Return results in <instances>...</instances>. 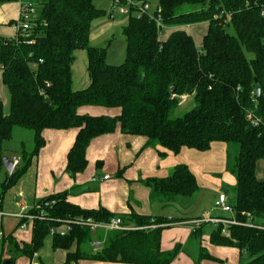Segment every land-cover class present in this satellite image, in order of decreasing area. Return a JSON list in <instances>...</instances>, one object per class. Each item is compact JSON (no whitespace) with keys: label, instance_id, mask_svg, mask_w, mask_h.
<instances>
[{"label":"trees","instance_id":"trees-1","mask_svg":"<svg viewBox=\"0 0 264 264\" xmlns=\"http://www.w3.org/2000/svg\"><path fill=\"white\" fill-rule=\"evenodd\" d=\"M33 1L37 4L34 26L14 37L0 35L1 83L8 86L11 98L9 114L0 102V170L4 143L11 140L14 129L32 131L35 143L30 156L23 154L25 164L21 166L20 160L9 173L4 193L24 176L30 158L39 155L47 130H78L67 157V171L73 175L87 168L90 143L115 133L118 127L124 134L145 137L148 147L161 146L175 154L183 148L205 152L215 142L235 144L238 154L227 155V170L236 179L233 219L243 225L214 224L210 243L238 249L243 254L241 264H264V180L256 174L258 162L264 159V0H159L156 11L143 15H138V7L153 0H130L136 6L130 7L124 26L127 57L119 66L107 63L104 48L90 45L93 22L103 15L93 0ZM117 1L126 4L128 0ZM185 6L198 9L183 12ZM156 17L166 29L208 24L201 47L185 30L162 40L165 31L160 32ZM78 50L87 51L91 81L81 91L73 89L72 66ZM246 52L254 58L249 60ZM183 96H194L195 107L182 117H173ZM85 106L120 109L121 113L80 115L79 109ZM147 185L151 198L165 203L192 197L199 190L196 176L184 164L167 178L148 179ZM38 204L43 205L47 219L32 224V255L50 235L54 250L75 247L66 264L76 260L172 264L181 252L180 245L163 251L161 242L163 232L183 219L131 213L121 218L134 230L101 229L94 234L88 227L73 225L60 236L51 230L67 221L83 217L108 223L115 215L104 208L84 210L69 203L66 193ZM31 211L37 212L35 207ZM207 224L194 223L193 235L202 238ZM225 228L230 236L223 234ZM95 240L102 242L97 250L92 246ZM205 261L222 263L202 249L196 264Z\"/></svg>","mask_w":264,"mask_h":264},{"label":"crops","instance_id":"crops-1","mask_svg":"<svg viewBox=\"0 0 264 264\" xmlns=\"http://www.w3.org/2000/svg\"><path fill=\"white\" fill-rule=\"evenodd\" d=\"M19 16L20 5L17 1L7 2L0 0L1 36L14 37L17 34L15 24ZM96 22L95 26L93 25L92 27L90 35V45L92 47H99L98 43L103 37L108 36L113 25L107 23L105 20ZM124 23H126V20ZM176 30H185L193 37L197 47H201L203 38L208 31V24L168 28L161 39L166 40ZM107 39L108 37L105 40ZM122 45L124 44L120 43L121 47ZM120 46L116 45L115 52L120 49ZM72 74L73 89L75 91H81L90 86L87 51L78 50L75 52ZM182 100H188V96H184ZM78 112L80 115L94 117H114L118 116L121 110L85 106L80 108ZM77 133L78 130L75 129L47 130L44 133L46 144L37 157H29L31 159L29 167L24 176L16 184V186L20 184L17 194H14L9 204L0 203V207L4 211L6 209L14 212L19 211V208L21 210V203L26 207L28 205L30 208H27L32 210L39 200L52 195L66 193L69 203L79 206L84 210L104 208L119 217L135 213L141 216L183 219L179 224L165 230L162 236L161 249L163 251H170L176 245L181 246V252L172 264H196L200 258L202 249H205L211 256L221 260V264L242 263L243 254L238 249L212 245L210 243L211 231L206 232V228L203 229L204 234L202 238L193 235L195 226L191 222L197 219L195 215H206L212 203L209 204L207 202L205 205L202 201L200 209H202L203 213L199 209L198 213L202 214H197L193 206L190 208L185 207V200L195 198L196 195L200 198L201 193L197 192L192 197H178L171 203L151 198V188L147 185V180L167 178L176 166L181 164L187 165L185 160L188 159L189 155H193L195 150L191 151L190 149L183 148L180 151L182 154L180 158L161 146L148 147L145 137L124 134L121 132L120 127H118L115 133L98 137L90 143L86 155L88 161L87 168L83 172L73 175L67 171V157L75 143ZM30 153H27L28 156H30ZM32 172L34 175L32 185H26L25 182L20 183L26 174ZM256 174L259 180H264V159L258 162ZM107 177L108 179H106ZM222 193L224 192L220 190L219 196ZM22 198L25 201L19 200ZM32 198L34 199L33 206L28 203ZM216 201L217 198L214 202ZM174 204L182 205L180 207V218H175V214L165 210V207ZM7 205L8 207H6ZM228 216L227 218L220 216L211 217L210 221L214 219L231 220L234 218L233 213H230ZM30 226L28 229L23 230L19 227L17 219L12 217L5 218L4 228L7 240L4 245V261L2 264H66L68 253L74 252L75 247L70 251L62 249L54 250L52 247L53 251L49 253V258L44 259L41 254L44 245L40 251L32 255L30 246L33 239V227L30 228ZM50 237L52 238L51 235ZM94 242L100 243L99 246L93 247L97 250L102 242L97 240ZM70 264L113 263L76 260L70 262ZM203 264L215 263L205 261Z\"/></svg>","mask_w":264,"mask_h":264},{"label":"rangeland","instance_id":"rangeland-1","mask_svg":"<svg viewBox=\"0 0 264 264\" xmlns=\"http://www.w3.org/2000/svg\"><path fill=\"white\" fill-rule=\"evenodd\" d=\"M93 4L95 7L101 11H103V15L96 19L93 22V25L97 23L96 21L99 20H105L109 24H113L111 26V32L108 34V36L103 37L100 42L98 43V48H104L107 52V63L109 65L119 66L125 63L126 57H127V42L124 35V26L128 23V19L131 15L130 8H126L127 14H121L118 12V9L116 6H114V0H93ZM159 4V0H153L151 3V11L154 12L157 10ZM197 10L198 8H194L191 6H185L182 11L183 12H190L193 10ZM112 16H114L112 18ZM126 20V23L124 21ZM95 26V25H94ZM95 29V28H94ZM167 30V29H166ZM228 32L233 33V29L229 28ZM108 37L107 40H105ZM121 44L122 47L120 46ZM116 45L120 46V49H118L115 52ZM247 58L249 60L254 58V55L252 53L246 52ZM2 70L0 68V79H1ZM0 102L3 104L4 112L6 114H9L11 111V98H10V91L8 86H5L3 83L0 84ZM195 107V100L194 96H188V100H181L180 105L176 108V110L173 113V117H182L185 113L189 112ZM34 137L33 132L21 128H16L13 131V136L10 141H7L4 143V149H3V155L5 158L13 159L17 158L21 160V166L25 164L23 160V154L24 152L30 153L33 151L34 148ZM190 149V148H186ZM191 151L194 149H190ZM198 153V154H197ZM231 154L233 157L238 154V146L235 144H226L223 142H216L212 145L211 149L205 152H200L195 150L193 155H189L188 159L185 161L188 167H190L191 171L194 173V175L197 178V182L199 185V190L197 191L201 197L198 198L196 195L195 198H190L185 200V207H192L197 212V214H202L203 211L201 208V202L203 201L206 205L208 202L209 204L212 203L210 209L206 213V215H195V218L193 223L198 222H206L208 223L206 225L205 231H212L214 228V224L210 223L211 217H229L228 215L230 213H225L222 210H219L216 208V202L219 199V191L222 190L224 194L226 195L228 202L230 204H234L236 201V179L235 177L227 170V155ZM182 157L181 152L179 154H175ZM31 172V171H30ZM9 173L5 168L0 170V203L3 202L5 204H9L10 199H13L14 194H17V191L19 189L18 186H14L12 188H9L5 193L3 189V185L5 181L7 180ZM34 181V175L32 173H28L25 175V177L22 179L20 183L25 182L26 185H32V182ZM217 198V201L214 202V200ZM24 200V198L19 199ZM25 201V200H24ZM31 206H33L34 199L28 201ZM208 205V204H207ZM8 207V205L6 206ZM28 208H30L27 205ZM180 207L182 205L180 204H174L169 207H165V210L169 213L175 214V218H180ZM27 208V209H28ZM199 209L202 213H198ZM30 209H28L29 211ZM13 212V213H19V211H10L8 209L5 210V212ZM30 226V225H29ZM32 225L30 226V228ZM52 250V238L48 237L45 241V246L41 252L42 257L44 259L49 258V253H51ZM215 263V262H213ZM217 264V263H215ZM221 264V263H218ZM225 264V263H223Z\"/></svg>","mask_w":264,"mask_h":264},{"label":"built area","instance_id":"built-area-1","mask_svg":"<svg viewBox=\"0 0 264 264\" xmlns=\"http://www.w3.org/2000/svg\"><path fill=\"white\" fill-rule=\"evenodd\" d=\"M17 2L20 5V16L15 24V28L17 32L25 33L26 31L30 30L34 26V21L36 20V13H37V4L33 0H17ZM114 6L117 7L118 12L121 14H127V10H125V7L128 9L130 7H135L136 5L128 0L126 4H121L119 1L114 3ZM151 11V4H145L143 6L138 7V15L143 14H152ZM157 25L160 29V32L163 33L166 31L165 26L163 25L161 18L156 17ZM1 81V79H0ZM184 97V96H183ZM183 97L181 99H183ZM251 118V117H250ZM13 162V171L16 169V167L20 164V160L17 158L11 159ZM12 171V173H13ZM10 173V174H12ZM108 179V177L106 178ZM52 205L55 204V201L51 203ZM48 204H46L47 206ZM216 208L226 212V213H234L232 206L228 203L227 197L224 193L220 194L218 201L216 202ZM35 209L37 212L33 213L31 210L28 211L27 207L21 203V210L19 213H8L5 212L0 207V264L3 263L4 259V249H5V242L7 240V235L4 228V220L7 217L15 218L19 221V227L23 230L28 229L29 225H32L34 221L40 220L44 221L47 219V214L44 210V207L42 204H38L35 206ZM211 222L215 225L223 224L225 226H240L243 225L239 222H237L234 219H214L211 220ZM201 222H198L199 224ZM73 225L77 226H83L90 228L93 232H96L98 230H115V231H128V230H134L135 227L132 226H125L123 224L122 218L119 216H115L111 219L108 223L103 222H96L92 218H77L75 220L67 221L64 226L58 229H52L51 234H59L60 236H65L67 233H69L72 230ZM245 226V225H244ZM223 234L226 236H230V232L225 228L223 230ZM99 242H94L92 244L93 247L99 246Z\"/></svg>","mask_w":264,"mask_h":264},{"label":"water","instance_id":"water-1","mask_svg":"<svg viewBox=\"0 0 264 264\" xmlns=\"http://www.w3.org/2000/svg\"><path fill=\"white\" fill-rule=\"evenodd\" d=\"M170 92L172 94L175 92V86L174 85L171 86ZM256 95H257V97H259L261 95V87H259V86L256 88ZM3 166L7 170L8 173H12L13 162L11 159L4 157L3 158Z\"/></svg>","mask_w":264,"mask_h":264}]
</instances>
